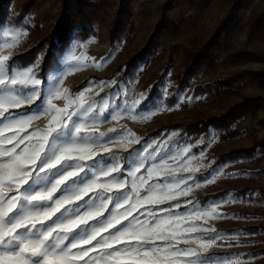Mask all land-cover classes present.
I'll return each mask as SVG.
<instances>
[{
  "label": "snow or ice",
  "instance_id": "snow-or-ice-1",
  "mask_svg": "<svg viewBox=\"0 0 264 264\" xmlns=\"http://www.w3.org/2000/svg\"><path fill=\"white\" fill-rule=\"evenodd\" d=\"M26 35L0 24V264H247L238 254L210 251L237 239L209 226L228 218L218 208L244 201L231 193L206 205L180 199L223 175L215 169L197 179L209 167L204 151L171 150L178 131L139 149L141 138L127 128L110 129L111 136L97 132L109 120H148L178 109L183 97L174 107L162 101L149 107L150 92L129 101L125 86L97 102L92 90L119 87L115 80L70 92L64 76L99 70L109 57L57 56L45 78L39 58L28 66L14 60ZM42 116L44 127H33Z\"/></svg>",
  "mask_w": 264,
  "mask_h": 264
},
{
  "label": "rangeland",
  "instance_id": "rangeland-1",
  "mask_svg": "<svg viewBox=\"0 0 264 264\" xmlns=\"http://www.w3.org/2000/svg\"><path fill=\"white\" fill-rule=\"evenodd\" d=\"M31 1V2H29ZM94 4L99 8L100 15L93 20L95 32L88 37L80 40H73L68 47L59 55L67 57L70 54L80 56L83 54L87 58L99 61L101 58L109 57L103 67L97 70L94 67H87L77 70L63 78V88L76 93L85 89L88 82L115 80L119 87L94 88L91 95L97 102L109 98L114 92L127 86L130 95L128 100L136 98L139 93L150 92L148 106H154L161 101L168 107H174L181 97L184 103L180 104L178 109L172 111L158 112L148 120H132L122 118L120 120H109L102 124L97 132L107 136L114 135L110 129L120 130L127 128L136 136L142 137L152 128L166 122L186 121L195 115L202 113L204 116L216 114L222 111L225 106L241 97L245 93H261L264 95V89L251 83L247 77H239L234 87L241 93L238 95L223 96L222 98L212 99L193 93V86L197 82L212 78H221L228 76L233 72L245 68H262L264 63L253 60H241L231 64H220L208 72L200 73L192 79V84L185 87L176 101L168 104L164 97L165 91L169 94V87L173 83L172 74L181 69V60L183 59V49H194L216 29L218 21L224 15L230 5V0H81ZM61 0H11V9L17 13L21 7L28 4L29 10L25 13V23L7 24L5 30L13 27L27 31V35L21 38V42L14 49V53L29 47L34 41L45 33L53 23L54 16L59 8ZM124 6L123 13L124 26L121 29L119 37L112 38L110 27L112 18L116 9ZM264 0H251L247 6L243 7V15L238 21V27L230 35V45L227 52L240 48H251L264 51V42L252 40L246 43L247 27L244 24L249 10L255 6H263ZM162 16H167L173 21L175 26L169 33H164L158 42L157 47L142 61L134 70L132 75L122 77L120 70L123 62L131 56L138 48L142 46L147 37L150 36L153 29L157 27L158 21ZM74 21V19H73ZM243 24V25H242ZM31 65V64H30ZM50 72V71H49ZM46 74L45 78H47ZM86 79L85 81H83ZM82 82L80 87L76 85ZM154 86V87H153ZM99 93L98 96L95 93ZM189 98H192L189 101ZM122 97L117 98V103H122ZM59 107H63L64 101H54ZM48 117L42 116L39 120L33 121V127H44ZM236 126L243 129L239 135L229 137L228 139L216 142L213 137L207 139H197L193 143L182 142V135H178L169 142L171 150L175 151L185 145H193L192 155H199L204 151L206 159L204 163L209 165L206 169H201L196 174L197 179H203L209 176L215 169H222L221 175L214 183L194 189L185 199H195V195L204 194L224 186L241 187L244 185H260L264 187V177L254 175L248 170L264 165V154L261 157L252 156L250 158H240L225 164H213L210 156L211 152L217 149H224L235 145L250 144L252 138H261L264 136V108H259L254 114L246 115L236 122ZM178 131L171 129L167 133L158 136L147 137L137 148H141L143 143L151 140H166L168 135ZM203 140V144L197 142ZM210 145V146H209ZM122 149H118L119 154ZM172 163V161H169ZM236 174V175H232ZM233 195V194H232ZM243 203H226L218 208L228 218H222L210 221L209 226L220 233H235L236 240L227 239L231 247H215L211 249V254L218 256L239 255L247 264H262L264 262V252L260 249L264 246V230L248 231L243 226L247 224H264V202H259L248 196L233 195ZM230 197L226 194L223 197L207 201H199L201 204H211L218 200H228ZM251 201V202H248ZM184 209H180L183 211ZM235 212V213H232ZM232 217H247L246 219H235Z\"/></svg>",
  "mask_w": 264,
  "mask_h": 264
},
{
  "label": "trees",
  "instance_id": "trees-1",
  "mask_svg": "<svg viewBox=\"0 0 264 264\" xmlns=\"http://www.w3.org/2000/svg\"><path fill=\"white\" fill-rule=\"evenodd\" d=\"M250 1L230 0V5L218 21L215 31L198 47L194 49H183L182 67L179 71L172 74L173 83L170 85L169 94L166 97L168 104L176 101L178 93L185 87L191 85L194 77L200 73L210 71L217 65L231 64L241 60H253L264 63V51L258 49L240 48L226 51L230 45L229 37L234 29L238 27V21L243 15V7L247 6ZM29 7L28 4H25L19 12L15 13L11 9V0H0V24L4 27L7 24L25 23L23 14L29 10ZM124 10L125 7L121 5L116 9L115 15L112 18V25L110 27L112 38L120 36L121 29L124 26ZM99 15V8H96L94 4H90L87 1L61 0L53 23L48 30L29 47L14 53L16 64L28 66L39 58L42 61V75L46 76L57 56L73 40L84 39L95 32L93 20L97 19ZM158 22L157 27L153 29L142 46L123 62L120 68L123 74L122 77L132 75L135 68L157 47L160 37L164 33L171 32L173 30L171 28L176 23L175 20L173 21L167 16H162ZM244 24L247 27L246 43L255 39L264 42V5L252 7L249 10ZM245 76L251 83L264 89V67H262L245 68L225 77L197 82L193 86V93L212 99L238 95L241 92L234 87L236 85L234 82L239 77ZM81 85L82 82H79L76 87H80ZM259 108H264V95L261 93H245L239 99L228 103L219 113L206 116L199 113L186 121L162 123L144 134L141 140L143 142L149 136L163 135L171 129H176L182 135V142L193 143L199 138L205 140L209 136L213 137L216 142H220L229 137L241 134L243 129L236 126V122L246 115L254 114ZM140 145H136L135 147L138 148ZM120 153V155L127 156V153L123 152V150ZM263 154L264 136L261 138L253 137L251 143L247 145L240 144L224 149H217L211 152L210 156L213 159V164L217 165L240 158H250L252 156L261 157ZM248 171L254 175L264 177V165L249 169ZM228 193L237 196H248L259 202H264V187L260 185H244L241 187L224 186L204 194L195 195L194 198L203 202L223 197ZM243 227L248 229V231L257 232L264 230V224L251 223ZM260 250L264 252V246Z\"/></svg>",
  "mask_w": 264,
  "mask_h": 264
}]
</instances>
